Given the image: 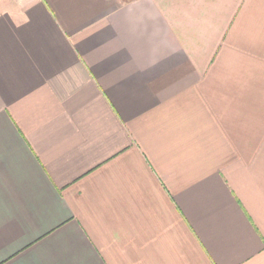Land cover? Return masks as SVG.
Masks as SVG:
<instances>
[{
  "label": "crops",
  "instance_id": "1",
  "mask_svg": "<svg viewBox=\"0 0 264 264\" xmlns=\"http://www.w3.org/2000/svg\"><path fill=\"white\" fill-rule=\"evenodd\" d=\"M0 264H264V0H0Z\"/></svg>",
  "mask_w": 264,
  "mask_h": 264
}]
</instances>
